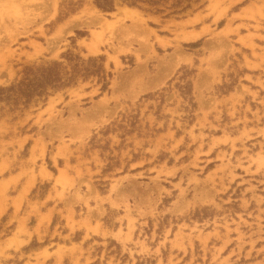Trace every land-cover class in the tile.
<instances>
[{
	"label": "rangeland",
	"instance_id": "obj_1",
	"mask_svg": "<svg viewBox=\"0 0 264 264\" xmlns=\"http://www.w3.org/2000/svg\"><path fill=\"white\" fill-rule=\"evenodd\" d=\"M95 1L0 0V87L27 66L105 67L30 106L0 93V264L81 242L77 220L91 217L134 232L107 245L126 264H264V0H202L180 15L116 0L115 11L137 9L144 21L113 29L101 21L115 11ZM93 30L97 52L83 42ZM140 54L149 78L173 56L161 83L131 97L126 77L110 113L82 121Z\"/></svg>",
	"mask_w": 264,
	"mask_h": 264
},
{
	"label": "trees",
	"instance_id": "obj_2",
	"mask_svg": "<svg viewBox=\"0 0 264 264\" xmlns=\"http://www.w3.org/2000/svg\"><path fill=\"white\" fill-rule=\"evenodd\" d=\"M202 0H121L123 4L131 7L140 8L152 13L185 14L192 9L194 5L200 4ZM96 5L105 12L116 10V0H96ZM148 6V7H146ZM100 58H90L89 62H97ZM75 72H66L63 74L60 69V63L53 62V65L47 66H27L25 69L26 77L17 84L10 87H0V93L5 91H18L25 97V103L30 106L33 102L45 100L49 95L65 87L75 84L78 75L85 78L95 74L105 73L104 65L94 73H84L76 66ZM80 73V74H79Z\"/></svg>",
	"mask_w": 264,
	"mask_h": 264
},
{
	"label": "bare ground",
	"instance_id": "obj_3",
	"mask_svg": "<svg viewBox=\"0 0 264 264\" xmlns=\"http://www.w3.org/2000/svg\"><path fill=\"white\" fill-rule=\"evenodd\" d=\"M211 7L213 8L214 6L211 5ZM93 10H94L93 12H90L91 17L100 18L101 12L97 8H94ZM119 10L121 11L118 12ZM119 10L112 13L114 14L112 19L106 18L101 21L102 25L104 26V29H107V28L113 29L115 26H117L119 22H121L125 18H130L132 20L133 26L138 25L139 22L143 23L144 21L142 13L138 11L137 9L123 6V7H120ZM81 17L82 15L77 16V18L75 17L71 19L70 23L68 24L73 25V22L76 21L75 19H78ZM185 22L186 21H184V23ZM111 33L113 37L110 36V38H114V32L112 31ZM101 38H102L101 31L93 30L91 39L89 41L84 39L83 42L86 45V47L89 48L90 51L97 52L100 50ZM140 55L141 56H139V61L137 65L131 71L127 73H123L122 71L118 72L117 76L115 77L112 83L113 94L109 96H105L101 101L96 102L92 107L88 108L85 112V116L83 117L82 121H86L91 114H99L102 110L105 111V109H106V114L107 113L109 114L111 109L109 108L108 102L111 101L113 98L115 99L118 98V95H119L118 91L124 79L126 80L127 78H129L130 82H132V86L130 87V93H129L131 97H138V95L144 90H148V89H151L159 85L161 83L160 79L163 78L162 77V67L165 66L169 62V60H172L171 58H173V56H175L176 53L173 54V56L168 55V56H163L162 58H160V62L158 64V71L155 75H153L150 78L148 76V73L146 72V66H147L148 60H146L142 56L143 54H140ZM181 60H183V58L180 59V61ZM145 75L147 77V80L143 79V76ZM201 76H202V73H201ZM3 78H4L3 74L0 73V81ZM198 88L199 89L201 88V80L198 82ZM51 102L53 101L51 100Z\"/></svg>",
	"mask_w": 264,
	"mask_h": 264
},
{
	"label": "crops",
	"instance_id": "obj_4",
	"mask_svg": "<svg viewBox=\"0 0 264 264\" xmlns=\"http://www.w3.org/2000/svg\"><path fill=\"white\" fill-rule=\"evenodd\" d=\"M83 219L77 220L78 225L77 228H75V230H77L85 227V236L81 242L71 241L58 243L55 247L44 246L31 254L29 259L22 264H95L99 258L101 259L100 264H126L123 260H120L118 256H110L107 245L110 243V238L116 239L117 243L123 244L125 242H122L118 236L122 235L124 237V235H128V237L130 236L133 238L134 232L128 233L123 229L121 233L120 227L111 229L102 221H100V223L98 220L95 221L92 217L91 221L84 226L82 223ZM95 235H101L105 238V242L101 243L103 245L105 244V248L98 250V248L95 247V243L87 244L89 239ZM135 238L136 235L134 239ZM142 245L143 247H147L148 243H142ZM133 257H135L134 254ZM7 264L15 263L9 262ZM128 264H135V262L130 261Z\"/></svg>",
	"mask_w": 264,
	"mask_h": 264
}]
</instances>
